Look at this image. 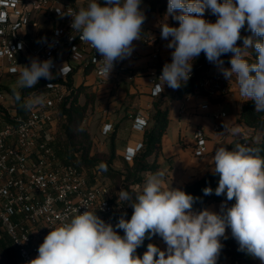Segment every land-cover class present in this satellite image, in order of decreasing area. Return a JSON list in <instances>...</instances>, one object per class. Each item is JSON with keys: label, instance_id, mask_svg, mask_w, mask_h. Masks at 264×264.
<instances>
[{"label": "clouds", "instance_id": "9594fccd", "mask_svg": "<svg viewBox=\"0 0 264 264\" xmlns=\"http://www.w3.org/2000/svg\"><path fill=\"white\" fill-rule=\"evenodd\" d=\"M142 0H88L78 11L61 9L57 13L72 18L71 28L80 33L102 59L98 73L108 79L115 62L131 56L133 41L142 36L145 14ZM206 10L217 17L204 18ZM179 22L171 26L167 19L159 27L161 38L172 49L171 62L163 65L154 91L164 86L177 90L190 79L193 61L203 52L225 79L235 80L245 101L255 102V112L264 113V0H168L165 17ZM251 35L241 37L245 29ZM243 40L242 46L238 45ZM22 47V45L20 46ZM255 52L252 61L249 56ZM232 53L230 68L223 67V55ZM65 65V64H64ZM64 65L58 75H64ZM51 58H33L22 66L16 87L32 89L40 78L55 79ZM13 71H16L14 69ZM49 84L47 87H51ZM15 99L31 110L44 103L42 93L21 97L14 88ZM224 131L238 134V129L224 123ZM258 149L237 143L229 150L220 146L211 157L218 186L203 189L204 195H226L220 210H195L197 198L181 188L165 187L162 171L148 175L141 192L120 189L118 200L132 208L130 219L124 212L115 224L106 222L96 211L83 212L50 229L38 247V255L28 264H217L223 248L221 238L226 229L239 245L238 251L264 264V157ZM101 167H105L101 165ZM106 170V169H105ZM235 200L228 206L227 201ZM118 230H123V235ZM159 236L166 244L161 250L149 243L142 256L137 248L147 237Z\"/></svg>", "mask_w": 264, "mask_h": 264}, {"label": "built area", "instance_id": "2783aa9c", "mask_svg": "<svg viewBox=\"0 0 264 264\" xmlns=\"http://www.w3.org/2000/svg\"><path fill=\"white\" fill-rule=\"evenodd\" d=\"M87 3L88 0H0V229L9 235L17 249L19 264H28L34 259L50 229L79 211L86 208L96 211L98 216L112 224L128 211L125 203L113 199L108 185L91 181L86 170L62 161L57 153L58 131L66 122L61 106L78 84L77 76L93 74L100 84L106 80L99 75V65L95 62L102 56L87 42L79 40L80 33L72 30L70 16L61 17L56 11L61 9L67 14L69 9L78 11ZM141 35L136 41L152 44L157 58L160 42L155 38L158 36ZM33 58L41 61L51 58L55 79L40 78L32 89L16 88L22 98L30 93L43 92L44 103L27 110L22 106V100L15 99L14 88H8L3 79L5 74L18 76L21 67L30 65ZM139 58L137 53H132L130 57L115 62L110 75L125 73L129 61ZM63 65L67 71L63 76L58 75ZM161 73L157 67L150 72V94L153 97L161 96L167 88L165 85L160 94L154 91ZM70 76L75 78L72 85L68 83ZM127 77L133 80L134 74L128 73ZM217 80L205 77L199 87L209 91L213 88L218 94L228 93L230 88ZM49 84L52 86L47 87ZM4 90L11 97L10 104L5 102ZM193 95L180 98V113L185 112ZM207 107V103L202 105V108ZM225 116L223 111L213 114L216 121ZM148 124L147 117L136 115L132 127L143 132ZM214 128L219 130L220 124L216 123ZM113 131L111 122L102 124V135L107 136ZM209 140L206 128L197 126L192 133L193 155L198 158L208 155ZM143 148V141L134 147H126L124 158L133 161Z\"/></svg>", "mask_w": 264, "mask_h": 264}, {"label": "crops", "instance_id": "0c3cea01", "mask_svg": "<svg viewBox=\"0 0 264 264\" xmlns=\"http://www.w3.org/2000/svg\"><path fill=\"white\" fill-rule=\"evenodd\" d=\"M146 32L150 36L160 37V55L157 58L154 57L152 44H140L138 41H133L134 51L132 53H137L140 58L134 61L130 60L125 73H112L103 84H100L93 74L79 75V80L80 83L89 85L91 91L96 94L94 116L101 118L102 124L111 122L114 125L112 133L116 134L117 156L115 163L123 164L126 147H134L137 142L143 141L145 130L142 132L133 129L134 117L136 115L147 117L149 124L146 128L150 127L152 125L150 113H152V109L154 110V101L167 100L170 106L168 126L162 136L158 153L151 158L156 159L159 171L168 172L169 177H166L167 180L164 181L167 187L183 188L191 181L204 176L206 172L214 170L211 157L217 147L224 146L229 149V144L232 141L250 134L251 129L238 120L239 111L246 98L239 94L238 85L231 81H228L227 86L230 87V90L224 95L226 99L218 100V93L214 92L213 88L210 89L208 95L195 93L184 113L179 112L181 99L172 100L167 95L175 90L167 87L161 96H151L150 72L153 68L165 64L171 49L166 47L168 41L161 38L160 27L149 26ZM212 67L211 65L207 71L208 76L220 72V69L213 72ZM225 68H230V66ZM128 73L134 74L133 80L127 77ZM216 77L225 78L222 74ZM210 80L214 81L213 78ZM225 102H229L230 109L223 107ZM205 103L208 104V107L202 108ZM217 111L225 112L226 116L216 121L213 114ZM216 123L220 124L219 130L214 128ZM224 123L229 128H237L238 134L233 135L231 131H224ZM101 126L95 127L93 131L89 129L93 137L92 152H109V136L112 133L107 136L102 135ZM197 126H204L210 136L209 153L202 158L194 156L191 151L192 133Z\"/></svg>", "mask_w": 264, "mask_h": 264}, {"label": "trees", "instance_id": "16d2710c", "mask_svg": "<svg viewBox=\"0 0 264 264\" xmlns=\"http://www.w3.org/2000/svg\"><path fill=\"white\" fill-rule=\"evenodd\" d=\"M101 3H103V1ZM167 4L168 0H149L145 10L148 12H166ZM204 18L209 22H215L217 19L209 10H206ZM248 35H251V33L246 30L245 25V29L241 30V37ZM155 40L160 42V37L158 36ZM237 43L239 46H242L243 40L241 39ZM229 54L230 53L221 57L225 67L231 66L229 63L231 58ZM254 57L255 52L253 51L249 56V60L252 61ZM194 65V74L192 77L186 84H183L179 89L171 93L169 96L170 99H180L185 95L200 93L202 91L199 87V80L203 73L208 71L210 62H208L202 52L199 57L196 58ZM74 81L75 78L73 76L68 78L69 85H72ZM81 95L85 97L83 103L79 101ZM70 97L61 106L62 116L66 119V122L58 131L57 153L62 161L74 163L86 171L90 169L93 173L92 178L90 176L91 181H96L97 177H104L103 170L105 167L102 168L101 165L108 167L116 159V134L114 132L110 135V149L107 159H99L98 156L92 152L93 137L90 131L82 125L89 105L94 107L96 94L91 91L89 85H85L81 82L75 86ZM169 110L170 106L166 99L154 101V110L151 115L152 125L146 128L143 134L144 148L134 157L133 161L129 162L124 159L123 162V166H125L127 172L126 179L131 183L143 182L148 176L143 173H155V167L159 166L156 159H152L151 157L156 156V153H158L160 149L162 136L169 122ZM238 120L251 129V134L232 141L229 144V150L234 148L237 143H240L247 147L258 149V155L264 157V113L255 112L254 101L244 100L239 111ZM218 180L219 176L217 174H213V171H208L204 176L191 181L181 189L197 198L193 207L195 210H200L212 203L222 204V202L226 201V195L217 196L214 191L211 195H204L203 193L205 187H211L214 190L218 186ZM234 203V199L232 201H227L228 206ZM132 211L133 210L130 212L131 215ZM154 237L155 236L151 239L146 237L144 239L143 244L137 248L138 255L142 256L143 253L147 251V245L149 243L159 247ZM226 237L227 238H221L223 248L218 257L217 264H225L230 260L244 261L247 264H262L259 259L246 254V252L238 251L239 245L236 240L232 238L230 228L226 229ZM17 252L9 235L0 229V263L8 262L13 264V258H17Z\"/></svg>", "mask_w": 264, "mask_h": 264}, {"label": "rangeland", "instance_id": "374dc122", "mask_svg": "<svg viewBox=\"0 0 264 264\" xmlns=\"http://www.w3.org/2000/svg\"><path fill=\"white\" fill-rule=\"evenodd\" d=\"M148 2H149V0H142V3H141V9L143 10V12L145 14V17H146L145 21H144V23L142 25V34H147L146 30L148 29L149 26L150 27H154V28L159 27L160 23L164 19L165 20L167 19V22L171 26H177V27L179 26V22L178 21H174L170 16L168 18L165 17V13L166 12H148V11H146L145 9L147 7ZM172 51L173 50L171 49L170 50V56L168 57L167 61H165V63L166 62H168V63L171 62V59H172L171 58V52ZM231 56H232V53L229 54V57H231ZM195 60L193 61V67H192V73H191L192 75L194 74V66H195L194 63H195ZM211 65L213 66L212 69H211L213 72H217L219 70V68L216 65L210 63V66ZM162 68H163L162 65L158 66V69L161 70V71H162ZM220 74H221V71L213 74L212 76H208L207 71H205L203 73L202 77L200 78L199 82L202 81L203 78L207 77V78H213L214 80L218 79L217 81L219 83H221L222 86H228V81L229 80H227V79H225L223 77L222 78H219V77L217 78L216 77V76H219ZM192 75H191V77H192ZM18 77H19V75L17 76V75L5 74L3 82L5 83V85L8 88H17L16 87V81H17ZM79 77L80 76L78 75L77 76L78 79L76 78V81H77L78 84L80 83V80H79L80 78ZM231 82H234L236 84L234 79ZM4 93H5V96H6L5 102L7 104H10L11 103V97L8 95V91L4 90ZM198 94L208 95L209 94V90L202 89V91L200 93H198ZM225 94L226 93L217 94V96L219 97L218 100L226 99V96H224ZM167 95L170 96L171 94H167ZM84 100H85V97L83 95H81L80 98H79V101H81L83 103ZM163 100H165V99H163ZM223 107L224 108H229V102L223 103ZM152 112H153V109H152ZM94 115H95L94 107L89 105V109L87 110L85 119L83 120V124H82L83 127H85L88 130L90 129V130L93 131L95 127L99 128V126H101V124H102L101 118H97ZM150 115H152V113H150ZM250 134H251V132H250ZM250 134H248V135H250ZM248 135H246V136H248ZM109 149H110V143H109ZM93 153L96 154L99 159H103V160L107 159V157L109 155L108 154L109 152H106V153L105 152H93ZM157 168L158 167L156 166L155 167V173L157 171H159ZM162 172L164 173L163 180L166 181L167 180L166 177H169V174H168L167 171H162ZM87 174H88L89 179L91 180L93 173H92V171L90 169L87 170ZM143 174L144 175H149L150 173L149 172H144ZM103 175H104V177L103 176L102 177L100 176V178L97 177V180L102 182V183H105L106 185H108V187L111 190V193L113 194V198L116 201L123 202L125 204L128 203V202H124V201H119L118 200V197H117L118 191L120 189L129 191L130 193L133 194V198H134L135 194L137 192H141L142 191L143 184H144V181H145L144 180L141 183H135V184H133L130 181H128L126 179L127 172H126L125 166H123L122 163L113 162L110 166H108V167L105 166V168L103 170ZM90 176H91V178H90ZM164 186L167 187L165 184H164ZM220 206H221V204H219V203H212V204L208 205L206 208L218 212L220 210ZM131 210H132V208L128 206L127 217H126L128 219H130V217H131V214H130ZM118 231H119L120 235H123V230H118ZM154 240L157 241V243L159 244V247H160L161 250H165L166 249V244L164 243L162 238H160L159 236H155ZM0 264H10V263L4 262V263H0ZM13 264H19L18 259L16 257L13 258ZM225 264H247V263L244 262V261H239V260L238 261L230 260V261L226 262Z\"/></svg>", "mask_w": 264, "mask_h": 264}]
</instances>
